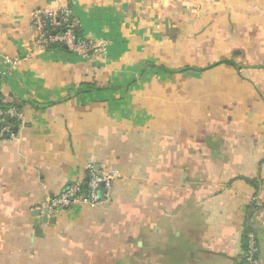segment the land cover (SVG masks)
Here are the masks:
<instances>
[{"label": "crops", "instance_id": "1", "mask_svg": "<svg viewBox=\"0 0 264 264\" xmlns=\"http://www.w3.org/2000/svg\"><path fill=\"white\" fill-rule=\"evenodd\" d=\"M38 8L99 56L34 54ZM0 54V264H243L247 228L264 264V0H0ZM90 165L106 200L38 209Z\"/></svg>", "mask_w": 264, "mask_h": 264}, {"label": "built area", "instance_id": "2", "mask_svg": "<svg viewBox=\"0 0 264 264\" xmlns=\"http://www.w3.org/2000/svg\"><path fill=\"white\" fill-rule=\"evenodd\" d=\"M30 23L34 31V54L42 55L51 51L52 46H64L70 53L86 60L99 56V46L94 42L78 37L77 32L80 23L70 8H38L32 12ZM0 57L2 58L1 54ZM22 60H26V58L7 59L4 62H6L8 69L17 70ZM15 117L18 118L19 115L14 108L4 109L0 107L1 121L5 118L13 120ZM114 178V173H100L94 166L90 165L87 167L86 184L82 178L74 180L60 194L53 197L47 196L38 209L41 212H54L67 209L77 203L93 205L103 202L107 198V190ZM85 185L86 188H84ZM256 254L255 235L253 232H248L246 233L243 264H260L255 257Z\"/></svg>", "mask_w": 264, "mask_h": 264}, {"label": "trees", "instance_id": "3", "mask_svg": "<svg viewBox=\"0 0 264 264\" xmlns=\"http://www.w3.org/2000/svg\"><path fill=\"white\" fill-rule=\"evenodd\" d=\"M77 34H78V37L80 36V37H82L81 36V34L79 33V31L77 32ZM82 39H83V37H82ZM50 50H60V51H66V52H69L64 46H52L51 47V49ZM70 53V52H69ZM195 71H197V72H202L203 70L202 69H197V70H195ZM96 84H94V83H92V84H82V86H81V89L80 90H83V88L84 89H88V90H92L93 88H97V86H95ZM6 123H8V124H14V121L13 120H7L6 121ZM252 230L251 229H249V228H247L246 229V233H248V232H251ZM246 241V240H245ZM245 248V247H244Z\"/></svg>", "mask_w": 264, "mask_h": 264}, {"label": "water", "instance_id": "4", "mask_svg": "<svg viewBox=\"0 0 264 264\" xmlns=\"http://www.w3.org/2000/svg\"><path fill=\"white\" fill-rule=\"evenodd\" d=\"M0 125L4 126V125H6V122L1 123ZM45 214H46V213H45ZM45 218H46V217H45ZM255 257H257V255H256Z\"/></svg>", "mask_w": 264, "mask_h": 264}]
</instances>
